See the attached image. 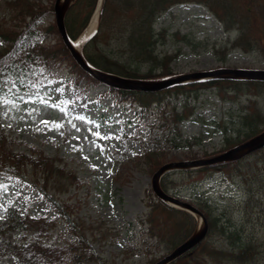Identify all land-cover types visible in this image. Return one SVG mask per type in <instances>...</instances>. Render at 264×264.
<instances>
[{
    "label": "trees",
    "instance_id": "trees-1",
    "mask_svg": "<svg viewBox=\"0 0 264 264\" xmlns=\"http://www.w3.org/2000/svg\"><path fill=\"white\" fill-rule=\"evenodd\" d=\"M97 3L98 0H73L64 19L72 40L87 27ZM185 3L205 6L226 32L236 33L233 40L229 39L220 48L214 47L218 60L226 62L230 52L240 50L257 54L264 63V0H104L98 30L82 48L83 60L97 70L137 81L172 78L175 73L171 64L182 49L172 54L158 52V46L166 43L169 33L167 29L155 31L154 25L172 6ZM0 8L4 11L0 15V185L4 186L28 171L35 182L42 178L45 191L49 183L58 185L60 193L67 192L71 186L81 187V179L67 167L63 158L50 157L38 148H32L29 154L14 151L9 135L1 125V108L9 89L14 86L19 110L31 108L22 94L29 92L33 83L42 85L40 77L51 66L70 64L77 74L78 84L97 81L75 62L55 23L40 25L47 14L53 13L52 4L45 5L41 0H2ZM7 11L12 13L9 20L6 19ZM9 21H15V24L9 26ZM49 35L56 37L55 42L45 43ZM175 35L179 36V33ZM181 39L185 40L186 36ZM185 44L192 43L186 41ZM201 90H211L222 102L229 103V112L237 114L236 121L239 122L236 133H226L223 147L212 154L236 147L264 132V109L260 105L264 100V81L217 78L178 84L157 92H118L121 99L141 107L142 117L157 108L158 122L152 126L164 136L168 130H179L178 125L195 113L197 106L189 99L192 97L195 102ZM181 99L184 102L178 111L177 101ZM236 104L237 109H233ZM195 139L200 141L201 137ZM195 142L187 140L186 147L198 144ZM159 146L160 137L155 135L143 151L153 172L162 165L157 156ZM112 148V152L118 154V150ZM212 154L204 153L206 157ZM215 175L229 181L241 193L236 208L238 223L234 221V215L219 211L206 191L197 190L202 179ZM187 184L194 187L191 202L206 217L208 232L202 242L170 264H264V148L232 161L172 171L161 180V188L178 197L181 195L179 188ZM146 197L148 211L142 221L145 226L142 235L148 236L143 241L148 251L155 247L171 252L193 236L197 221L191 213L168 205L152 190ZM46 199L58 216L72 224V216L79 204L72 205L52 196ZM5 210V218H0V264L6 256L16 258L19 264H104L102 258L88 248L84 237L66 245L47 244L48 230L56 225L57 218L48 220L47 215L21 214L14 201H10ZM241 218L243 222L239 224ZM135 249L136 245H131L126 251ZM153 260L151 263L155 262Z\"/></svg>",
    "mask_w": 264,
    "mask_h": 264
},
{
    "label": "rangeland",
    "instance_id": "rangeland-1",
    "mask_svg": "<svg viewBox=\"0 0 264 264\" xmlns=\"http://www.w3.org/2000/svg\"><path fill=\"white\" fill-rule=\"evenodd\" d=\"M41 1L45 5L55 2ZM2 12L1 9L0 14ZM11 15L6 12L7 19ZM43 19L41 25L48 26L54 22L55 16L49 13ZM14 24L15 21H10L9 26ZM154 29H167L169 33L166 43L158 46L161 54L182 49V54L171 64L177 76L220 68L264 69L257 54L240 50L230 52L226 62L218 60L213 48H220L236 33H226L202 5L177 4L158 19ZM55 39L54 35H49L45 43L55 42ZM186 41L192 44L187 45ZM76 79L70 64L46 69L43 85L33 84L30 92L24 94L33 106L31 110H19L16 88H11L2 105L1 125L9 135L10 147L14 151L29 154L32 148H38L50 157L63 158L67 167L77 173L83 186H71L67 192L60 193L58 185L49 183L45 191L42 178L35 182L27 171L0 186V218H5V207L12 200L21 214L28 213L31 217L47 215L48 220L58 214L47 196L72 205L79 204L72 216V224L57 218L56 225L48 230L47 244L66 245L84 237L88 248L100 256L104 264H155L169 252L155 247L148 251L143 242L148 239L142 235L145 231L142 221L148 211L146 193L152 190L155 173L143 157L144 149L150 146L156 135L160 137L157 156L162 165L205 159V152L221 149L226 133H236L239 127L237 114L229 112L231 105L222 102L215 93L201 90L197 101H191L197 106L192 117L180 123L179 130H168L162 136L150 125L158 122L157 108L148 112V118H143L138 105L122 100L120 94L109 91L105 84L83 82L78 85ZM182 104L183 100L177 101L178 111H181ZM260 105L264 109V100ZM237 107V104L233 106L234 109ZM9 112L15 121H10ZM67 115L71 122L65 120ZM124 133L129 135L125 137ZM194 136H200V142ZM187 140L192 143L195 140L198 144L187 148ZM112 147L118 150V154L112 152ZM198 187L208 193L219 211L225 210L234 215L235 222L238 221L236 208L241 193L233 184L215 176L203 180ZM179 190L184 201L192 199V185L187 184ZM242 222L241 218L239 224ZM131 245H136V249L126 251ZM152 260L155 262L151 263ZM3 264L18 263L7 256Z\"/></svg>",
    "mask_w": 264,
    "mask_h": 264
},
{
    "label": "water",
    "instance_id": "water-1",
    "mask_svg": "<svg viewBox=\"0 0 264 264\" xmlns=\"http://www.w3.org/2000/svg\"><path fill=\"white\" fill-rule=\"evenodd\" d=\"M64 0H56L54 11L56 15V23L58 30L66 43L67 47L71 51L73 57L77 60V62L83 67L86 71L92 74L96 79L99 81L108 84L112 87L118 89H126V90H140V91H157L164 88H168L174 84L195 81L199 79H207L213 77H233L239 79H251V80H261L264 81V69H257V70H249V69H220L215 72H197L189 75H184L180 77H175L172 79H167L157 83H141L137 81L130 80L128 78H124L121 76H117L114 74L96 71L90 68L89 65L85 64V62L81 59V56L77 54V52L73 49L69 37L66 32L65 24H64V16L65 13L70 6V3L66 6L69 0H65L63 5L61 2ZM64 9V10H63ZM261 147H264V133L248 140L247 142L241 144L234 149L227 151L226 153L219 155L217 157L207 159V160H191V161H180V162H173L167 163L163 165L153 176V189L155 193L164 199L166 202L171 204L174 207L182 208L185 210L190 211L193 214H198L201 216L203 221V228L196 233V235L191 238L190 240L186 241L185 243L178 246L172 253L168 254L161 260H159L155 264H169L171 261L177 259L188 250L193 248L196 244H198L206 235L207 233V221L204 215L196 208L194 205L181 201L171 194H167L163 192L159 188V180L160 178L168 171L175 170V169H191L197 168L209 164H214L217 162L227 161L234 158H237L239 155L247 153L249 151L257 150Z\"/></svg>",
    "mask_w": 264,
    "mask_h": 264
},
{
    "label": "bare ground",
    "instance_id": "bare-ground-1",
    "mask_svg": "<svg viewBox=\"0 0 264 264\" xmlns=\"http://www.w3.org/2000/svg\"><path fill=\"white\" fill-rule=\"evenodd\" d=\"M69 2H70V0L66 4V6L69 4ZM97 23H98V13H96V15L94 16V19L92 20V23L85 30V32L81 35V37L78 40L72 42V47L77 53H79L80 48H81L83 42L87 39V37L95 31V29L97 27ZM197 217H198V221H199V230H200L203 226V222H202V218L199 215H197Z\"/></svg>",
    "mask_w": 264,
    "mask_h": 264
}]
</instances>
